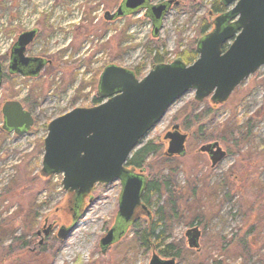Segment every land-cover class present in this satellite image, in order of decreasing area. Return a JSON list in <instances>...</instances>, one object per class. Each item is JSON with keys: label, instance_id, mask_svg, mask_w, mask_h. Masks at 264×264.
I'll use <instances>...</instances> for the list:
<instances>
[{"label": "rangeland", "instance_id": "obj_1", "mask_svg": "<svg viewBox=\"0 0 264 264\" xmlns=\"http://www.w3.org/2000/svg\"><path fill=\"white\" fill-rule=\"evenodd\" d=\"M174 1L178 5L171 6L159 37L153 39L143 10L113 22L103 19L104 12L114 11L121 0H0V38L15 42L22 32L37 28L26 55L50 61L39 77L22 78L7 74L8 56L0 55L5 71L0 88V229L11 230L14 239L22 238L27 245L22 250L19 243L0 234V264H148L150 252L128 248L134 235L132 227L106 252L99 248V241L115 223L119 181L96 184L84 199L76 227L59 241L58 228L71 221L72 195L63 190L62 175L44 178L40 170L47 125L74 108L93 106L98 76L106 65L140 70L138 79H142L151 70L155 53L163 55L165 63L171 62L180 54L186 55L188 48L195 49L203 21L210 23L207 32L212 30L215 16H209V10L213 0ZM193 98L192 90L179 97L137 148L151 143L157 147V155L167 157L164 135L177 125L186 135L185 155L171 157L176 160L177 187L186 188L192 182L198 187L204 183L210 189L225 176L231 181L232 190L226 192L229 200H223L224 192L219 191L217 202L205 201V224L197 226L201 233L198 249L193 250V257L188 255L192 264H264V163H258L264 158V66L243 80L222 105H212L208 99L197 103ZM9 100L21 102L33 116V127L21 136L1 131V107ZM248 119L254 120L252 138L244 146L234 148V141L229 146L223 137L211 140L215 127L241 125ZM201 133L210 141L201 142L197 137ZM212 142L226 153L213 168L207 155L198 151ZM244 154L251 157L242 163ZM249 161L256 167L251 172L247 170ZM147 163L149 175L155 158L149 156ZM241 174L256 177L262 192L255 193L247 184L242 188ZM29 205L36 212L31 232L23 224ZM154 211L151 207L152 219ZM194 215L200 217V212ZM142 217L141 222L147 221ZM46 223L55 227L47 236L42 233ZM171 227L169 241L192 250L185 237L191 227L183 222ZM240 240L250 247L247 253L236 247Z\"/></svg>", "mask_w": 264, "mask_h": 264}, {"label": "water", "instance_id": "obj_2", "mask_svg": "<svg viewBox=\"0 0 264 264\" xmlns=\"http://www.w3.org/2000/svg\"><path fill=\"white\" fill-rule=\"evenodd\" d=\"M220 4L229 9L213 19L211 31L196 39L198 58L193 63L187 65L177 58L171 63L156 64L142 79L128 69L108 65L97 83L96 95L101 104L75 108L49 122L40 174L62 175L61 186L72 195L71 221L58 229L59 241L76 227L84 199L96 184L119 181L121 186L115 223L99 241L102 253L119 241L142 214L149 216L141 203L148 182L145 169L136 171L125 166L142 138L187 91H194L197 103L208 98L212 105H222L243 80L264 66V0H220ZM172 5L178 2L166 0L153 5L150 0H122L114 12L106 11L103 18L113 21L144 10L155 39ZM36 33L37 29H33L18 36L9 56V75L36 78L48 64L43 58L25 55ZM2 77L0 63V87ZM1 115L2 131L17 136L27 133L34 123L18 101H6ZM164 140L168 142L167 157L185 155L186 135L179 132L177 125L164 135ZM198 151L207 155L212 168L226 157L217 142L204 144ZM185 237L189 249H198L197 227L187 229ZM148 264L176 261L162 258L152 249Z\"/></svg>", "mask_w": 264, "mask_h": 264}, {"label": "trees", "instance_id": "obj_3", "mask_svg": "<svg viewBox=\"0 0 264 264\" xmlns=\"http://www.w3.org/2000/svg\"><path fill=\"white\" fill-rule=\"evenodd\" d=\"M210 4L209 16L211 14L213 16H217L226 12V8L220 4V0H213ZM210 27V23L203 21L200 28L201 36L206 34ZM184 54L186 55L180 54L178 57H180L186 64L193 63L197 58V53L193 46L188 48V52H185ZM160 63H165L164 57L157 52L153 56L152 64L155 65ZM133 72L135 76L138 77L140 70L135 69ZM100 102L101 101L99 99L94 98L93 105H98ZM253 121L252 119H248L241 125H239V123H234L233 126H231V124L219 125L212 130V134L214 136L211 140H219L223 137L225 144L227 143V145L230 146L232 141H234V148H236V146L242 147L252 138L251 124ZM202 135L203 133L198 134L197 136L201 142L205 143L210 141L209 139L202 137ZM156 149L157 147L151 145V143L139 146V148L135 149V151L131 154L125 165L127 168L135 170L142 168L146 170V166L148 164L147 158L149 156H153L156 162L152 167V170L149 171V175L147 174V186L141 197L142 202L149 208L155 207V219H151L150 222H141V220H137L134 223L132 226L134 235L128 248L143 250L145 253L154 249L162 258H174L177 263L184 260L185 264H192L188 255L193 257L192 254H195L194 251L187 250L179 244H176L174 241H169L170 236L167 234L168 232H171L170 227L178 222L186 223L188 227L202 226L205 224L203 223L202 215L204 216L203 210H205L204 206L206 199L208 203L217 202L218 193L220 191L224 192L223 200H229L226 192L228 191L230 194V190H232L231 181L228 176H225L224 180H220L214 188L208 189L204 183H200L201 187H198L192 182L189 183L186 188H178L176 181H174L175 176L177 175L176 160L164 157L160 154L157 155ZM242 156H246L243 160H241L242 163L246 158L251 157L249 154H244ZM258 163L259 165H262L264 163V158L261 161L258 160ZM251 164L252 163L249 161L247 165L248 172H251L256 168L255 166H251ZM241 178L243 179L241 181L242 188L245 184H247V186L255 191V193L262 192L263 188L257 181L256 177L253 178L250 175H247L245 178L244 175L241 174ZM209 191L211 192V195ZM208 192L209 195L205 197V193ZM9 193L11 192H7V194ZM71 207L72 206L70 205V208ZM197 211L200 212V217L198 215H194V212ZM24 212L25 216L23 224L28 231L31 232L35 224L36 212H34L31 205H29ZM189 213H192V215L189 216ZM246 213H248V211ZM1 225L3 224L0 223V226ZM202 228H204V226ZM0 234L5 239L14 240L15 243H19L18 246L22 250H24L27 246L25 241H22V238L14 239V232L11 230L8 231L3 227L0 229ZM236 247L245 253H247L250 249V247L247 246V243L243 240H240ZM212 262L217 264L216 261Z\"/></svg>", "mask_w": 264, "mask_h": 264}, {"label": "flooded vegetation", "instance_id": "obj_4", "mask_svg": "<svg viewBox=\"0 0 264 264\" xmlns=\"http://www.w3.org/2000/svg\"><path fill=\"white\" fill-rule=\"evenodd\" d=\"M106 12V11H105ZM108 12V11H107ZM113 12V11H112ZM111 12V13H112ZM37 29V28H36ZM37 33H38V29H37ZM36 36H37V34H36ZM8 68V67H7ZM3 74H5V71H3ZM21 103V102H20ZM22 104V103H21ZM141 203H143L142 202V198H141ZM146 207H147V210L149 211V216H147L146 214H142L140 217H139V219H137V220H141L143 217L142 216H144V217H146V219H147V221L148 222H150L151 221V219H152V212H151V208H149L145 203H143ZM136 220V221H137ZM48 222V221H47ZM135 223V222H134ZM134 223H133V225H134ZM46 225H47V223H46ZM132 225V226H133ZM44 227H45V225H44ZM194 227H197V226H194ZM198 228V227H197ZM55 229V227H54V225L53 224H48L47 225V228L46 229H44V230H48V232H47V234L45 235V236H47V235H49V234H52L53 233V230ZM44 231H43V229H42V233H43ZM33 251V250H32ZM152 251V250H151ZM151 251H149L150 253H151ZM155 251V250H154ZM156 252V251H155ZM157 253V252H156ZM151 256V255H150ZM176 261V260H175ZM176 264H177V261H176Z\"/></svg>", "mask_w": 264, "mask_h": 264}, {"label": "built area", "instance_id": "obj_5", "mask_svg": "<svg viewBox=\"0 0 264 264\" xmlns=\"http://www.w3.org/2000/svg\"><path fill=\"white\" fill-rule=\"evenodd\" d=\"M12 44V40L0 38V55L5 54Z\"/></svg>", "mask_w": 264, "mask_h": 264}]
</instances>
